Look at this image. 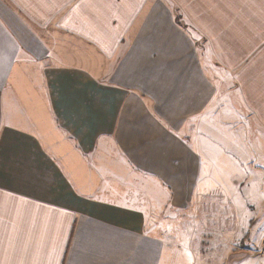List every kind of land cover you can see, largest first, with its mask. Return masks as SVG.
I'll use <instances>...</instances> for the list:
<instances>
[{
  "label": "crops",
  "instance_id": "crops-1",
  "mask_svg": "<svg viewBox=\"0 0 264 264\" xmlns=\"http://www.w3.org/2000/svg\"><path fill=\"white\" fill-rule=\"evenodd\" d=\"M220 182L230 239L264 214V0H0V264H199L162 226H215Z\"/></svg>",
  "mask_w": 264,
  "mask_h": 264
},
{
  "label": "rangeland",
  "instance_id": "rangeland-1",
  "mask_svg": "<svg viewBox=\"0 0 264 264\" xmlns=\"http://www.w3.org/2000/svg\"><path fill=\"white\" fill-rule=\"evenodd\" d=\"M223 186L225 187L226 184L220 182L214 184V187H208V191L212 190L214 192V198L212 199L213 205L207 211L213 210L215 226H205L206 212L201 211L204 212L203 217L199 210L197 214L188 217V220H186L195 226H179L183 218L180 216L174 218L176 221L174 219L168 220V224L162 226L164 232L171 236H178L180 244L197 252L199 264H240V262L242 264H264V214L258 215L256 213V204L259 199L256 202L254 198L246 197L244 199L237 198V200L230 202L231 212L234 213L235 211V214L242 213L241 218H239V225L245 226L246 223L247 226L239 236L234 237L232 235L230 239H224V235L228 236L231 233L228 231L229 226L226 229V226H223L225 220L216 218L217 215H224L226 211L223 207L224 200H226L222 194L225 192ZM227 201L230 200L227 199ZM244 201L248 205L246 210L243 206ZM263 207L259 205V212L263 211ZM246 211L247 214H243ZM157 217L161 220L165 219L163 215ZM258 225L263 226V228L255 230ZM248 226H250V230L246 231ZM194 229H197V231H192ZM219 233L223 236H220Z\"/></svg>",
  "mask_w": 264,
  "mask_h": 264
}]
</instances>
